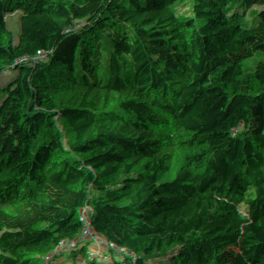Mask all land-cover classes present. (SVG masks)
<instances>
[{
	"label": "trees",
	"instance_id": "trees-1",
	"mask_svg": "<svg viewBox=\"0 0 264 264\" xmlns=\"http://www.w3.org/2000/svg\"><path fill=\"white\" fill-rule=\"evenodd\" d=\"M256 26L264 0H0V264H264Z\"/></svg>",
	"mask_w": 264,
	"mask_h": 264
},
{
	"label": "built area",
	"instance_id": "built-area-1",
	"mask_svg": "<svg viewBox=\"0 0 264 264\" xmlns=\"http://www.w3.org/2000/svg\"><path fill=\"white\" fill-rule=\"evenodd\" d=\"M241 48L246 53L250 61L257 62L264 69V26H256L249 34L239 37ZM68 92L81 100L79 94L78 81L75 80L69 87ZM80 104L77 106L79 108ZM257 133L253 141V148L255 152H259L264 142V120L256 125ZM38 157V156H37ZM5 189V184L0 183V190Z\"/></svg>",
	"mask_w": 264,
	"mask_h": 264
},
{
	"label": "rangeland",
	"instance_id": "rangeland-1",
	"mask_svg": "<svg viewBox=\"0 0 264 264\" xmlns=\"http://www.w3.org/2000/svg\"><path fill=\"white\" fill-rule=\"evenodd\" d=\"M113 37H115L116 39V32L112 35ZM78 89H79V94L82 97V101L84 99H88V100H96L97 98V92L94 89V87L91 84H79L78 82ZM200 102L198 103H205L209 101V98H201L199 99ZM80 105H82V103H79ZM80 107V106H79ZM135 141L139 146H145V147H149L150 146V135L149 132L146 131L140 135L135 136ZM215 152L211 149V147H207L206 151H205V158L210 159L214 156ZM222 189L220 187H216L215 189L211 190L210 192H208V196L209 197H213L215 196V194L218 191H221ZM21 260V259H20ZM24 264H26L24 262Z\"/></svg>",
	"mask_w": 264,
	"mask_h": 264
}]
</instances>
